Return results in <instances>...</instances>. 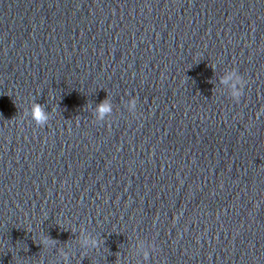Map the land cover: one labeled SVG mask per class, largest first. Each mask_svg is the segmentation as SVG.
Here are the masks:
<instances>
[{
  "label": "water",
  "instance_id": "95a60500",
  "mask_svg": "<svg viewBox=\"0 0 264 264\" xmlns=\"http://www.w3.org/2000/svg\"><path fill=\"white\" fill-rule=\"evenodd\" d=\"M0 264H264V0H0Z\"/></svg>",
  "mask_w": 264,
  "mask_h": 264
},
{
  "label": "clouds",
  "instance_id": "9594fccd",
  "mask_svg": "<svg viewBox=\"0 0 264 264\" xmlns=\"http://www.w3.org/2000/svg\"><path fill=\"white\" fill-rule=\"evenodd\" d=\"M236 82L241 83L239 77H237ZM233 95H234V97L239 99L240 96L242 95V89H237V88H235V85H234ZM98 110H99L101 116H103L105 113H109L111 111V106L107 102L101 103L98 106ZM31 117L40 126H43L49 119L48 114L46 113L44 107L40 104H33L32 105Z\"/></svg>",
  "mask_w": 264,
  "mask_h": 264
}]
</instances>
